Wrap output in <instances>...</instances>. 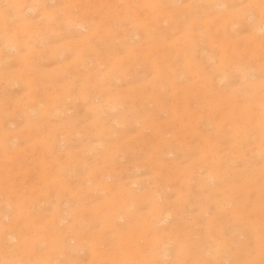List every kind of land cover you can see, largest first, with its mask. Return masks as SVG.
<instances>
[{"label":"rangeland","instance_id":"rangeland-1","mask_svg":"<svg viewBox=\"0 0 264 264\" xmlns=\"http://www.w3.org/2000/svg\"><path fill=\"white\" fill-rule=\"evenodd\" d=\"M262 237V0H0V262L259 264Z\"/></svg>","mask_w":264,"mask_h":264},{"label":"snow or ice","instance_id":"snow-or-ice-1","mask_svg":"<svg viewBox=\"0 0 264 264\" xmlns=\"http://www.w3.org/2000/svg\"><path fill=\"white\" fill-rule=\"evenodd\" d=\"M262 4H264V0H262ZM0 264H5V262H0ZM231 264V262H229ZM245 264H256L255 261H247ZM259 264H264V237H262V258L259 261Z\"/></svg>","mask_w":264,"mask_h":264},{"label":"bare ground","instance_id":"bare-ground-1","mask_svg":"<svg viewBox=\"0 0 264 264\" xmlns=\"http://www.w3.org/2000/svg\"><path fill=\"white\" fill-rule=\"evenodd\" d=\"M159 3H161V2H159ZM34 11V10H33ZM136 39V38H135ZM167 219V216H164V220H166ZM7 229H9V228H7ZM10 236V235H9Z\"/></svg>","mask_w":264,"mask_h":264}]
</instances>
